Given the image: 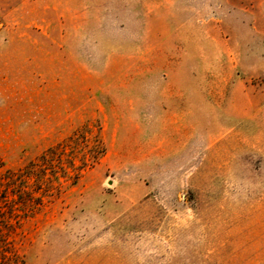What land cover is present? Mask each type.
<instances>
[{
  "label": "rangeland",
  "instance_id": "1",
  "mask_svg": "<svg viewBox=\"0 0 264 264\" xmlns=\"http://www.w3.org/2000/svg\"><path fill=\"white\" fill-rule=\"evenodd\" d=\"M0 264H264V0H0Z\"/></svg>",
  "mask_w": 264,
  "mask_h": 264
}]
</instances>
